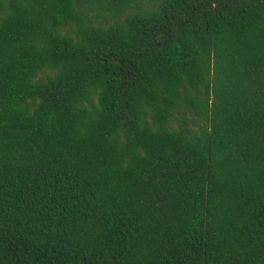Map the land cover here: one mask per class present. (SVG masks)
<instances>
[{
	"label": "trees",
	"instance_id": "trees-1",
	"mask_svg": "<svg viewBox=\"0 0 264 264\" xmlns=\"http://www.w3.org/2000/svg\"><path fill=\"white\" fill-rule=\"evenodd\" d=\"M0 264H264V0H0Z\"/></svg>",
	"mask_w": 264,
	"mask_h": 264
}]
</instances>
